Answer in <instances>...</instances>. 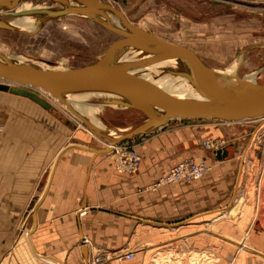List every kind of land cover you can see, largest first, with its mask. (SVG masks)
Returning a JSON list of instances; mask_svg holds the SVG:
<instances>
[{
  "label": "crops",
  "instance_id": "1",
  "mask_svg": "<svg viewBox=\"0 0 264 264\" xmlns=\"http://www.w3.org/2000/svg\"><path fill=\"white\" fill-rule=\"evenodd\" d=\"M22 99L27 111L0 109V264H89L129 250L133 260L104 264H148L153 251L175 264H188L181 251L196 253L208 264L214 249L215 264H264V122L170 120L120 143L141 156L126 175L114 169L110 141ZM125 114L112 109L104 121L118 135L146 121ZM216 140L226 157L204 148ZM188 160L207 167L201 180L155 186Z\"/></svg>",
  "mask_w": 264,
  "mask_h": 264
},
{
  "label": "rangeland",
  "instance_id": "2",
  "mask_svg": "<svg viewBox=\"0 0 264 264\" xmlns=\"http://www.w3.org/2000/svg\"><path fill=\"white\" fill-rule=\"evenodd\" d=\"M98 1L118 10L132 26L168 43L192 51L214 74L233 65L228 71L220 74L223 81L229 73L233 77L231 81L236 85L240 81H245L247 77L255 75L251 85L256 82L258 85H264V0ZM20 3V5L27 3L32 8L39 7L43 9V13L29 15L34 22L36 21L37 28L33 31H26L12 25L11 22L16 16L15 9L0 8V23L5 25V27H0V55L4 57L5 63L29 65L38 69L51 67L56 70H72L83 68L100 61L110 46L121 39L106 26L105 22L110 23L114 28L127 31L121 19L119 18L120 25L116 24L112 18V15L115 14L106 9H102L105 17L76 14L47 17L46 12L59 11L66 7L62 3L52 0H21ZM69 3L73 7L80 6L76 0H70ZM33 21L26 25H30ZM118 54L112 63L115 66H123L125 62L143 61L151 57L148 55L149 53L132 47L123 49ZM170 71H172L170 68L159 69V73L154 74L153 77L156 79ZM173 71L187 72L185 65L179 60ZM145 73L147 71H140L136 75L140 76ZM0 83L26 90L45 100L50 104V110H44L27 99L36 105L38 111H47L59 118L61 122L65 119L69 120L71 131L75 126L91 137L96 136L60 100H57L56 96L42 89L3 81ZM0 95L5 97L3 100L0 99V109L15 112L28 110V106L23 104L24 100L21 96L10 92L0 93ZM106 101L105 98L98 97L92 98L88 102L99 105ZM112 109L126 111L127 115L125 114L122 118L128 122L140 124L146 119L141 112L135 109L105 106L99 113L98 119L108 128L109 123L105 122L104 118ZM119 119L121 120V117ZM259 122H264V116L243 120V123L252 125ZM262 138L263 140L261 139L259 143L264 144V136ZM118 145L123 147L122 144ZM259 187V190L264 193V182ZM263 212L260 219L264 224ZM243 235L244 232L240 233V236ZM240 241L244 242V238ZM245 245L243 243L242 247ZM129 251L134 252L135 256V251ZM214 251L212 262L209 260L208 264H215L216 254ZM177 254H180L179 251ZM181 254L184 257L182 261L188 262V264H205L204 256L200 254L187 251H181ZM151 255L152 260L148 264H175L172 263L169 255L166 256V260H163L162 254H157L155 251Z\"/></svg>",
  "mask_w": 264,
  "mask_h": 264
},
{
  "label": "water",
  "instance_id": "3",
  "mask_svg": "<svg viewBox=\"0 0 264 264\" xmlns=\"http://www.w3.org/2000/svg\"><path fill=\"white\" fill-rule=\"evenodd\" d=\"M21 0H0V6L14 9ZM56 3H64L66 0H52ZM80 6H67L63 10L48 13L49 17H61L69 14L81 15L84 13H98L94 8L106 9L119 17L127 29L126 33L107 26L121 39L115 41L103 58L97 63L79 69L72 70H45L29 65H14L0 62V81L42 89L53 96L60 93L76 91H108L116 93L132 103L111 101V103L131 108L141 112L146 122L119 138L112 139L97 134L96 129L78 113L70 112L79 119L94 135L107 139L112 145H118L130 140L136 135L145 133L153 127L165 125L170 120L180 121H221L241 122L246 119H255L264 116V85H252L248 91L228 93L213 76L211 70L190 50L168 43L144 30L132 26L126 18L112 6L103 4L98 0H76ZM28 14L37 11L26 12ZM25 14V13H23ZM100 15V13H98ZM0 27H5L1 26ZM152 47H151V46ZM132 47L146 53L164 54V58L185 59L191 70V83L196 90L208 98L211 102L200 103L193 100L177 99L146 80L128 72L127 68L112 67L110 61L118 50ZM185 77H189L186 75ZM1 92H10L24 98H28L45 110L50 109V104L35 94L8 84L0 83ZM149 108L161 112L154 115ZM226 151H218L219 159L226 157Z\"/></svg>",
  "mask_w": 264,
  "mask_h": 264
},
{
  "label": "bare ground",
  "instance_id": "4",
  "mask_svg": "<svg viewBox=\"0 0 264 264\" xmlns=\"http://www.w3.org/2000/svg\"><path fill=\"white\" fill-rule=\"evenodd\" d=\"M69 1L70 0H66L63 3V5L65 7L72 6V5H70ZM20 4H18L14 8L16 10L15 13H14L16 16L12 20L11 23H12L13 26L18 27L20 29H23V30H26V31H33L34 29L37 28V23H35L36 21L34 22L32 17L29 16L31 14H28L26 12L37 11L36 14H41V13H43V9H41L39 7L32 8L27 3H24L22 5H20ZM60 7H58V8H60ZM0 8L1 9L2 8L9 9L8 7H4V6H0ZM94 10L98 11V13H100V15L98 13H84V14H81V15H89V16H92V17H98V16L105 17L104 14H103L104 12H102L101 9L94 8ZM50 12H52V11L46 12L47 17H49L48 13H50ZM23 13H25V14H23ZM112 18L116 22V24L120 25L119 24V21H120L119 17H117L116 15H112ZM8 20H9V18H8ZM30 21H33V23H31L30 25H26V23H28ZM105 24H106V26H110V27L114 28L108 22L107 23L105 22ZM0 25L1 26H5L2 23H0ZM115 29L120 31V32H123V33L127 32L124 29L123 30H120V29H117V28H115ZM123 49H126V48H123ZM123 49H121V50H123ZM121 50H118L113 55V57H112V59L110 61V65L112 67H115V65L112 64V63H113L114 59L117 57V55H119L118 52L121 51ZM131 50L137 51V50H134V49H131ZM138 52H140V51H138ZM148 55H150L151 57L149 59H147V60L136 61V62H125L124 61L125 64L122 67H128L129 65H135L136 64L135 67L127 68L129 73L137 76L136 74L138 72L147 71V73H145L144 75H140L138 77L146 80L147 82L153 84L154 86L158 87L159 89L163 90L167 94H169V95H171V96H173V97H175L177 99L193 100V101H197V102H200V103L211 102L210 98H208L206 95L198 92L196 90V88L194 87V85H192V83H191V80H192L191 70H190L188 62L185 59H177V58L165 59L164 58V54H152V53H149ZM121 57H120V59H121ZM3 59H4V57H2L0 55V62L5 63L3 61ZM178 60L182 61V63L185 65V68H186L187 72L173 71V69H175L177 67V61ZM120 61H122V60H120ZM232 66H230V67H232ZM117 67H120V66H117ZM230 67H228V69ZM162 68H170L172 71H170L169 73H166V74H164L162 76H159V77H157L155 79L153 77V75L154 74H158L159 73V69H162ZM228 69H226L224 71L220 70L217 73L215 72L216 74H214L211 69L210 70H211L213 76L215 77V79L218 81V83L224 89H226L228 91V93H230L231 95H233L234 91H237V92L248 91V87L252 86V85H248V82L249 81L252 82L253 78L255 77V75L247 77L245 81H240L239 83H237L236 86H234V85H230V84L224 82L222 80L221 76H220V74H222V72H226V71H228ZM45 70H56V69H54V68L52 69L50 67V68H45ZM186 75H188L189 77H185ZM254 85H257V82ZM56 97L58 98L57 100H60V102L65 107H67L69 110H72V111L78 113L80 116H82L84 119H86L96 129L97 134L104 135V136H107V137L112 138V139H116V138H119V137L122 136V135H118L114 130L109 129L104 124H102L100 122V120L98 119V115L104 109L105 106H117V105L111 103L112 100L113 101H122V102L132 103V102H129L128 100H126L124 97H122V96H120V95H118L116 93H113V92L92 91V90L60 93V94H57ZM98 97L99 98L103 97L107 101L105 103L99 104V105L91 104V103L88 102L90 99L98 98ZM149 110L156 116H159L161 114V112H158L157 110H155L153 108H149Z\"/></svg>",
  "mask_w": 264,
  "mask_h": 264
},
{
  "label": "built area",
  "instance_id": "5",
  "mask_svg": "<svg viewBox=\"0 0 264 264\" xmlns=\"http://www.w3.org/2000/svg\"><path fill=\"white\" fill-rule=\"evenodd\" d=\"M226 145L224 140L205 141L204 148L214 152L221 150ZM111 151L115 155L114 169L119 174L134 175L138 172L141 162V156L134 149L110 144ZM207 167L203 163H196L188 160L174 166L169 172L161 177L156 187L173 185V184H191L195 181L201 180L207 171ZM86 242V241H84ZM134 258V252L125 251L119 252L114 256L104 255L95 256L91 259L89 264H104L108 261H115L123 263L131 261Z\"/></svg>",
  "mask_w": 264,
  "mask_h": 264
}]
</instances>
